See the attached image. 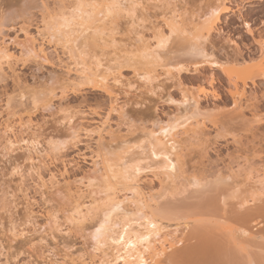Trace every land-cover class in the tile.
<instances>
[{"label":"rangeland","instance_id":"1","mask_svg":"<svg viewBox=\"0 0 264 264\" xmlns=\"http://www.w3.org/2000/svg\"><path fill=\"white\" fill-rule=\"evenodd\" d=\"M104 1L0 0V48L11 54V60L5 59L0 72V261L3 264H19V261H26V264H36V261L39 264H125L123 260H116L118 255L124 253L121 251L123 245L112 241L120 236L124 226L138 237L148 234L149 227L143 213H137L140 208L144 213H150L153 209L165 212L169 209L167 212H172V215L178 211L185 212L187 208L184 206L191 207L189 204L200 203L202 197L213 196V185L220 188L227 186L239 195L238 198L236 194V198H228L224 221L229 225H216L218 228L213 229L216 239L231 240V237H226L227 234L222 235L223 230H218L222 227L226 229V226L237 230L249 223L251 232L264 231L263 217L250 223L252 220L247 222L242 215L243 212L256 213L254 211L259 208L264 209V78L253 76L259 62L264 59L260 45L264 0H221L229 12L223 15L219 30L213 32L202 45L203 50L213 58L212 61L219 62L224 69L232 72V78L207 63L191 66L192 56L187 53L189 43L177 35L167 44L162 52L167 54L162 55L160 62L153 60L143 65V61L139 60L142 62L140 65L136 63L138 60H114L115 46L133 42L132 39L138 35L148 40L151 48H156V38L161 30L167 35L166 22L172 21L174 16L182 15V19H179L189 29L194 17L202 14L214 0L122 1L125 11L106 30L108 34L119 32L117 43L109 44L104 52L101 48L93 50V47L87 50L88 58L95 55L103 64L108 63L121 73L127 89L122 88L120 93L118 91L121 98L118 106L94 84L85 83L75 73H69L65 66L70 62L63 55L62 45H56L55 41L51 44L40 33L43 21L61 14L70 15L79 3L99 4ZM242 21L250 22L254 31L250 33L241 27ZM31 49L32 53L29 51ZM41 51L46 54L43 55ZM92 59L88 60L91 66L98 61ZM198 59L203 60L201 57ZM164 64L182 69L180 81H171L167 77L162 68ZM177 69H172V73L177 74ZM140 71L151 72V77L142 79L137 75ZM235 80L240 86L246 84L247 91L255 92L257 96L253 106L241 101L246 117L231 113L235 100L232 82ZM129 84L132 89H129ZM199 86L205 87L209 93L197 103ZM124 90L127 92L124 93ZM121 105L125 107V118L111 108L119 109ZM252 108L260 113L257 120L254 119L256 123L250 119ZM65 121L66 134L63 137L52 136V130L64 128ZM105 128L107 131L101 151L95 134ZM72 129L79 132L78 137H83L79 143L69 139ZM91 130L95 132L94 135L92 132L90 134ZM88 133L91 139L87 137ZM150 136H154L152 140L160 139L165 149L158 156L159 159L149 148ZM24 139L29 140L27 145L22 143ZM48 139L53 140L54 147L61 143L62 150L49 151ZM132 139L143 141L134 144L130 141ZM33 140L41 146L34 147ZM116 153L123 157L121 161L116 160L120 170L130 166L140 170L138 174H133L132 182L125 183L128 186L121 184L119 177L111 178L113 181L108 179L110 173L105 170L104 159H115ZM84 157L88 158L87 164H82ZM172 161L177 166L174 171L168 167ZM15 167L32 174L26 175V178L14 177L12 170ZM131 167V171L128 169L130 172L133 171ZM57 173L59 177L53 185L50 178L56 177ZM114 182L117 190L112 192L111 201L103 189ZM211 184L213 190L210 189ZM222 199L219 197L220 205L226 207ZM53 201L62 204L61 215L52 220L51 226H47L50 216L48 209L53 206ZM85 203L95 207H85ZM110 203L114 204L113 208L109 206ZM77 204L82 213L88 214L86 222L66 236L59 228L72 226L67 223L69 217L63 213L66 209L75 210ZM169 206L173 207L172 210ZM180 206L183 208L178 210ZM109 207L110 211L108 209L104 213L103 210ZM235 211L240 217L242 215L244 220L240 219L245 222L238 219L236 213L234 219L238 222L234 221V214H231ZM183 212L158 220L153 229L156 235L148 239L151 248L159 246V241L165 237L180 238L184 237V232L196 231L197 224L192 221L194 218L185 220L179 215ZM105 216H110V220L107 221L102 242L97 243L93 231ZM79 219L85 220V216L81 215ZM59 221L63 223L58 224ZM186 221L190 223V230L185 226ZM237 232L236 236L247 239L251 249L252 243L260 248L258 244H261L259 241L264 236L250 239L249 235ZM191 236H185L182 248L189 250L191 247L192 250L193 245L197 244L199 237ZM188 245L191 246L188 248ZM138 246L144 250L147 243ZM186 248L185 256L184 252L182 256L181 253L175 255L168 264L192 263L187 261L189 258L186 255L190 250ZM192 256H189L190 259Z\"/></svg>","mask_w":264,"mask_h":264},{"label":"bare ground","instance_id":"2","mask_svg":"<svg viewBox=\"0 0 264 264\" xmlns=\"http://www.w3.org/2000/svg\"><path fill=\"white\" fill-rule=\"evenodd\" d=\"M122 1H124V0H112V1L105 0L103 3H99V4L79 3L75 7V9L70 13V15L61 14L57 17L55 16V17L51 18V20H49V21H43V27H42V29H40V33L42 34V36L46 40H48V42H50L52 44V42L55 41L54 42L55 44L60 43L62 45V46L61 45L60 46L63 49V55H66V58L70 62L68 65L66 62H65L66 64L64 63L65 65H67V66H65V67H67L66 70H68L69 73L70 72L75 73V75L79 76V78L81 77L80 80L83 79L82 80L83 82L94 84L98 89L105 92L111 98V100H112L111 102L117 106L119 104L118 103L119 99L121 101L119 93L123 90L122 88L127 89V87H125L127 84L126 83L124 84V82L122 80L123 78H121V73L119 72L118 69L116 70L114 67H112L108 63L103 64V62L100 59H98L99 57L97 58V56H95V55H92L90 57H91V59L92 58H94L95 60L98 59V61H97V63L96 62L94 63L93 66H95V67L91 66L92 63L90 61H92L93 59L91 60L90 58H88L89 52L87 50L93 47L92 48L93 50L97 49V48L98 49L101 48V50L104 52L106 47H108L109 44H112V43L116 44L117 43L116 36L119 35V32L108 34V33H106V30L110 24H115L114 20L117 17L121 16L122 12L125 11L122 7L123 6ZM214 6L218 7L220 9L219 15L209 19L208 17H210ZM129 9H130V7H129ZM228 9L229 8L225 6L223 1L214 0L212 3H210L208 5V8L202 14L196 15L194 17L195 20L191 21V27L189 26L190 27L189 29H187L188 26L185 27L186 26L185 23L181 20L182 19V15L180 14L181 12L180 13L178 12L181 16H179V17L174 16L172 21L166 22V27L168 29L176 30L178 33L177 37L188 41L189 47H187L188 48L187 53L191 54V56H192V58H190L191 59L190 60L191 66H193V67L197 66L198 67V65H200V64L202 65V63H207L210 66L215 67L213 65L218 64L219 65L218 68L221 69L223 72L228 73L229 77L232 78L233 77L232 72L230 73V71L224 69L222 64H220L217 61H212V60L210 62L205 61L203 58V55H202V52H205L202 48L203 43L212 36L213 32H217L219 30L218 25H219L220 21L222 20L223 15H226L229 12ZM173 15H175V14H173ZM177 18L178 19L181 18V19H179V20H181L180 23L177 20ZM131 19H133V18H131ZM131 21L134 22L135 20H131ZM111 26L113 27V25H111ZM115 27H117V26H115ZM184 32H187L188 35L185 36L183 34ZM162 35H165V33H163V31L161 30L158 38ZM158 38H156L157 42H158ZM69 41H71V43H69ZM132 41L133 42H130L128 44H120V46H115V49L113 51V54L115 56L114 60L126 59L128 61H134V62L136 60H138V62H136L137 64L140 63V65H141L142 62H140V61H143V65H144V64H146L145 62H147V64L148 63L150 64V62H153V60H154V62H157L160 59H161L160 61H162V58H163L162 55L167 54V53H162L166 47L165 48H157V47L151 48L150 42H148V40H146L141 35H138L137 38L136 39L134 38V40L132 39ZM66 48H67V51H65ZM152 49H155V50H152ZM32 50L33 49L29 50L30 53H32L31 52ZM262 50L264 52V47H262ZM0 51H4V50L0 48ZM41 52L43 54V51H41ZM94 52L95 51H93V53ZM45 54H43V55H45ZM96 54L99 56L98 53H96ZM198 57H201V59H203V60L199 61ZM40 58H42V57H39V59ZM139 58H141V59H139ZM88 60H90V61H88ZM4 61H5L4 58H0V72H2L1 70H2V66L4 64ZM88 62H90V63H88ZM61 63H63V61ZM151 65H152V63H151ZM162 68L165 69V73L167 74V77H170L171 81H173V79L174 80L178 79L180 81L179 77H180V74L182 73V71H181L182 69L179 70L176 67L170 66L169 64H164V66ZM142 69H140V70H142ZM172 69H177L178 70L177 74H173ZM187 70H188V68H187ZM151 72H152V70H151ZM151 72L141 73V71H140V73H138V74L136 73V74L141 76L142 79L144 78V79L148 80L151 77V74H152ZM253 74H254L253 75L254 77L258 76V77L264 78V59H262L259 62L258 66L256 67V72H253ZM253 76H252V80L254 79ZM170 79L168 78V81ZM117 80H119V84H117L115 82ZM235 81H234L235 83L232 82L233 87H234V89H233L234 95L233 96H234L235 100H234L233 106L231 108V110H232L231 113H236V114L238 113V116H242L245 114V112L243 111V106H242L241 101L244 100L245 103H247V104L249 103L250 106H253V104H255V102L257 100V96L255 95V92L249 93L247 91L246 84H244L243 86H240L239 83L237 82V80H235ZM128 86H129V89L133 88V87L132 88L130 87L131 86L130 84ZM118 91H119V93H118ZM184 91H186V90H184ZM126 92L127 91H125L124 93H126ZM184 93H186V92H184ZM197 93H198V96L196 95V102L199 103V100L202 98V96H207L209 91L206 90L205 87L199 86L197 88ZM124 95H126V94H124ZM122 96H123V94H122ZM113 104H111V106H113ZM119 107H120L119 109H116L114 107H111V108H113L114 112L119 113V115L121 117H124V116L126 117L127 114L125 113L126 112L124 109L125 107H123V105H121ZM114 112H111V113H114ZM259 114L260 113L258 111H256V109H253L251 111L252 117L250 119L253 121L257 120V118L259 117ZM253 121H251V123H254ZM256 122L257 121H255V123ZM107 127H109V126H107ZM162 130L165 131L164 128H162ZM106 131H107V128L100 129L98 132L96 131L97 132L96 134L94 131H92V130L90 131V134L92 132L93 135L95 134L98 136V147L101 151H103V142L102 141H103V138L105 135L104 133H106ZM86 132H89V130ZM90 134L87 135V137L90 136V139H91L92 137ZM150 138L151 139H149V142H148L149 148L151 149V152L155 153V156L158 157L159 155H161L165 152V149L162 146L160 139L152 140V138L154 139V136H150ZM78 139H79V137H78ZM142 139H139V140L138 139H134V140L132 139L130 141L135 144L136 142H140ZM143 140H145V137ZM130 141H127V142H130ZM61 145H62L61 143L55 144V148L62 150L61 148L63 147V145L62 146ZM122 158L123 157L120 156V153H116L115 159H113V157L111 159H109V157H107V159H104L105 163H106L105 164V170L108 173H110L109 178L117 179V177H119L120 181H121L120 183L125 185V183L127 181H128V183H130V182H132V180H134V176H133L134 173H132L133 171L130 172L131 166L128 168L130 171L127 169V167H125V169H123V170H125L124 172L122 169L120 170L117 161L123 160ZM114 161H116V162H114ZM114 163H117V164H114ZM172 164H175L174 170H176L177 169L176 162L172 161L171 163L168 164V167L172 171H174L172 169ZM113 167L114 168L118 167L119 169L117 168L116 170H114ZM135 167L136 166H134V167L132 166L131 167L132 170H133V168L135 169ZM130 176L132 177L131 178L132 180L129 178ZM110 180H112V179H110ZM129 180H131V181H129ZM197 182L199 183V181H197ZM215 183L217 184V182H215ZM115 185L117 186L116 182H114V184L111 183L109 185L113 188V191H112L113 193H115V191L117 190V189H115V188H117ZM212 185L213 184H211L210 189H212ZM114 186H115V188H114ZM125 186H128V185L126 184ZM213 186L215 187L216 191L214 190L215 193H212L211 191L210 192L212 194H214L215 196L214 195L212 196L210 194V196H211L210 197L208 194L207 197L209 196V198H206V196L202 197L201 198L202 200H200V203L198 202V203H196V205H192V204L190 205L189 204V206H191V207L184 206L185 208H187V210H185V212L178 211L181 213L183 212V214L179 213V215L182 216V218H184L185 220L190 219V218H194V219H192V221H193V223L197 224L196 231H191L189 229L190 223H188V222L190 220H188V222L186 221L185 226H186L187 230H190V231L182 233V236H184V237H180V238L165 237L164 239L159 241V246H154L153 248L150 247V243L148 240L149 237H151L152 235H156V231H154L153 229L156 227V224L158 223V220L160 218L170 217V215H172V212H171V214H168V212L170 210L166 209L168 211V212L166 211L167 213L163 210L166 213L165 214L161 210L159 211L157 209H153L150 213H144L143 209L140 208V210H138L137 213L138 214L143 213V216H144L145 220L147 221V225L149 227V232H148V234H146L144 236L138 237L137 235L132 234L128 231L125 232L124 231L125 226H124L120 235H123L126 241L134 243L136 245V247L134 249H129V248H127V245L124 244L123 248L121 250L124 253H122V255H118L116 257V260H123L125 262V264H141V259L146 260L148 262V264H168V262L170 261L171 258L174 259L175 255H180V253H181L180 256H182L184 249L186 248V247L182 248L183 245L185 244L184 238H185V236H189V234H190V236L195 235L194 238H197V236L199 238H197L198 239L196 241L197 244L193 245L194 247H192L193 248L192 250L190 249L191 247L189 248V246H191L192 244L188 245L189 250L193 251L195 253L190 252L186 248L190 252V253L188 252V254L186 252V254L188 255V256L186 255V257L189 259L187 260L185 257H184V259H186L189 262L193 261L192 263H194V264H264V245H262V243L264 242L263 241L264 237L262 239L263 242L259 241V242H261V244H258V247H260V248H257L256 247L257 245L254 246L252 243L253 247L251 249L249 247V245L251 246V244L247 243V239H243V238L241 239V238H239V236H236V234H235V232L238 233L237 231H239V232L241 231L243 234L249 235L250 239H253V238L256 239V237H259V235L261 238H262V236H264V234L261 233L262 230H260V231L257 230L258 232L255 231L256 233L251 232L252 230L250 231V229H249V226H250L249 223H246L249 225H246L244 223L246 226L242 225L244 227L242 229L239 226H238L239 229H237V230H235V229L233 230L231 228H228L227 226L229 224L227 225V223L224 221L225 216L227 214L226 209L228 207L226 202H227V200H229L228 198H230V199L232 197L234 198L235 194H236L237 198L239 195L237 194V192L234 194L233 190L227 188V186H226V188H224V187L220 188V187H218V185H216V186L213 185ZM219 186H221V185H219ZM113 193H111V194H113ZM108 197H110V196H108ZM108 197H107V199H109ZM219 197L223 198L222 200H224V204L226 205V207L225 206L223 207V205H220L221 201L219 202ZM203 198H205V199H203ZM110 200L112 201L113 199H111V197H110ZM110 204L111 205H109V204L108 205L112 206V208H113L114 204H112V203H110ZM108 205H106V206L108 207ZM115 205H117V204H115ZM243 205H244V203H243ZM231 206H235V205H231ZM148 207H149V205H148ZM169 207L172 210L173 207H171V206H169ZM182 208L183 207L180 206V207H178V210L182 209ZM108 209L110 211V207H109V208L104 209L103 212L104 211L107 212ZM174 209L177 210V208H174ZM229 209H231V208H229ZM259 209H258V211H254L256 213H252V211L250 213H247L245 211L246 213L243 212L242 215L244 216V218H246L245 220L247 222H249V219L252 220V221H250V223H254V220H256V219L259 220L258 218H261V217H263V222H264V214H261V212L264 213V211L261 210L263 208H259ZM176 210H175V212H176ZM248 210H250V209H248ZM259 211H261L260 214H259ZM178 212H176V213L173 212L174 214L172 216H174V215L176 216V214L178 215ZM235 213L239 216L238 212L235 211L234 213L231 214V215L234 214V217H232L233 219L235 218ZM242 215H241V217L239 216L238 219L241 218L242 220H244L242 218ZM107 217H108V220H110V216H107ZM229 217H231V216H229ZM229 220H231V218ZM192 221H191V223H192ZM234 221L238 222L235 219H234ZM242 222H245V221H242ZM107 223L105 224L104 220H102V222L96 227V228H99V227H101V224L104 225L101 232L98 234L96 233V231L94 229L93 238L96 239L97 243L102 242V237H104V232L107 228ZM239 223H241V222H239ZM199 224H201V225L199 226ZM260 224L261 223H259V225ZM216 225L218 227H221V225L225 227V225H227L226 229L224 227H222V229H218V230H220V231L223 230L224 232L222 233V235L224 233L227 234L226 237L227 238L231 237V240L227 239L228 241L226 242V240L225 241H219L218 239H216V237L213 236L215 234L213 229H215V227L218 228ZM237 225H239V224L237 223ZM229 229H231V230H229ZM226 230L227 231L229 230L228 231L229 233H226ZM211 231H212V233H211ZM262 232H264V231H262ZM220 235H221V233H220ZM145 237H147L146 240L144 239ZM221 239H222V237H221ZM143 242L147 243V246L144 247V250H142L143 249L142 244H141L142 247L138 246V244L143 243ZM254 244H257V243H254ZM194 248H195V250H194ZM256 248L259 250V252H257L258 250L255 251ZM187 250H185V251H187ZM191 254L192 255L195 254V255L192 256ZM183 255L185 256V252ZM189 256H192L193 258L190 259ZM184 263L185 262H183V264ZM192 263L190 262V264H192Z\"/></svg>","mask_w":264,"mask_h":264},{"label":"snow or ice","instance_id":"3","mask_svg":"<svg viewBox=\"0 0 264 264\" xmlns=\"http://www.w3.org/2000/svg\"><path fill=\"white\" fill-rule=\"evenodd\" d=\"M219 12H220V9L218 7L214 6L213 10L211 12V15L208 18L211 19V18L219 15ZM241 27H243L245 29H248V31L250 33L254 31V26L251 25L250 22L249 23H244L242 21L241 22ZM177 34L178 33H177L176 30L168 29L167 30V35H162V36H160L158 38L157 48H165L167 46V44L169 42H171L173 40V38ZM183 34L185 36L188 35L187 32H184ZM69 43H71V41H69ZM260 45H261V47H264V26H261V28H260ZM65 51H67V48L65 49ZM233 51H235V49H233ZM202 55H203V58H204L205 61H209L210 62L213 59L211 56L208 55L207 52H202ZM0 58L11 60V54L9 52H7V51H0ZM44 62L47 63V60H45ZM213 66L218 67L219 65L216 64V65H213ZM115 82L117 84H119V80H117ZM169 103H176V101H169ZM184 103H187V101H184ZM47 110L48 109L46 108L45 111H47ZM64 123H65V127L64 128L57 127L55 129H53L52 132H51V135L52 136L63 137L66 134L67 121H65ZM45 135L47 136V133ZM78 136H79V133H77L75 131V129H72L71 133H70V136H69V139L79 143L80 140L83 139V137H79V139H77ZM22 143L27 145L29 143V140L28 139H24L22 141ZM63 143L66 144L67 141H63ZM32 144H33L34 147H37V148H39L41 146V145L37 144V142L35 140L32 141ZM47 144H48V150L49 151H59V149L54 147L53 140L48 139L47 140ZM153 155H155V153H153ZM156 158L159 159L160 157H156ZM164 159H167V157H164ZM58 160H59V157H57V161ZM25 162H27V161H25ZM34 163H36V161H34ZM87 163H88V158L84 157V159L82 161V164H87ZM172 169L173 170L175 169V164H172ZM65 170H67V169H65ZM139 171H140L139 168L133 169V173L134 174H138ZM31 174H32L31 172H28L27 170L22 169L20 167H15L12 170V175L14 177L15 176H19L21 178H26V175H31ZM58 177H59V173H57L56 177L50 178L52 180V182H53V185H55L56 180L58 179ZM129 178L131 179L132 177L130 176ZM108 179L110 180L111 178H108ZM103 191H104V194H107L108 196H111L113 188L111 186H108V187L104 188ZM84 206L85 207H95V205H88L86 203L84 204ZM61 207H62V204H59L56 201H53V206L48 209V212L50 213V216H49V220H48V225L47 226H51L52 220L56 219L57 217H59L61 215V212H60V208ZM74 208H75V210L66 209L64 211V213H63L64 216L69 217V219L67 220V223L72 226V227L67 228V229H65L63 227L59 228V230L66 236L69 235L71 232L75 231L78 225L85 223L86 219H87V215L88 214L82 213L81 207H80L79 204L75 205ZM81 215L85 216V220L79 219V217ZM107 221H108V217L105 216L104 223L106 224ZM60 223H63V221H59L58 222V224H60ZM97 223H99V221H97ZM93 227L95 228V225H93ZM103 227H104V225L101 224V227L95 228L96 233L97 234L100 233ZM124 231L127 232V229H125ZM144 239L146 240L147 237H145ZM112 242L113 243H119V244H122V245L126 244L127 248H129V249H134L136 247V245L134 243L126 241L123 235H120V236H118V238L113 239ZM21 255H23V253H21ZM18 260H19V258H18ZM0 264H3V262L0 261ZM9 264H11V262H9ZM19 264H26V261H19ZM36 264H39V261H36ZM141 264H148V262L146 260L141 259Z\"/></svg>","mask_w":264,"mask_h":264}]
</instances>
